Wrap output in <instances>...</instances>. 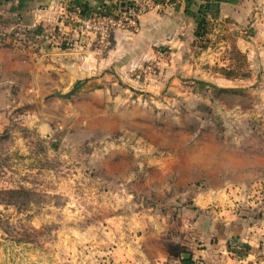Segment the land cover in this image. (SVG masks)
Listing matches in <instances>:
<instances>
[{
    "label": "crops",
    "instance_id": "1",
    "mask_svg": "<svg viewBox=\"0 0 264 264\" xmlns=\"http://www.w3.org/2000/svg\"><path fill=\"white\" fill-rule=\"evenodd\" d=\"M72 6L113 12L115 1L0 0V32L16 23L29 31L56 25L62 10ZM201 9L208 25L233 31V47L256 73L255 93L264 95V0L166 1L141 15L133 31H116L106 51L93 48L92 36L73 49L45 37L34 43L30 38L24 49L9 40L0 44V137L21 119L41 129L44 107L70 104L74 91L109 95L117 74H140V67L150 71L152 65L159 76L174 74L178 58L196 39ZM204 37L215 40L216 28ZM219 81L225 88L234 83L223 76ZM162 87L160 82L157 88ZM74 105L77 115L83 106L103 103ZM26 106L33 109L29 117L19 112ZM55 113L59 118L66 111ZM230 116L261 126L240 145L237 136L236 145L225 138L223 146H188L182 153L178 146L162 154L149 147L147 154L160 156L147 157V166L181 173L182 192L177 188L163 205L155 201L137 213H92L90 220L78 221L76 239L60 242L66 249L60 264H173L180 250L185 264H264V114Z\"/></svg>",
    "mask_w": 264,
    "mask_h": 264
},
{
    "label": "rangeland",
    "instance_id": "2",
    "mask_svg": "<svg viewBox=\"0 0 264 264\" xmlns=\"http://www.w3.org/2000/svg\"><path fill=\"white\" fill-rule=\"evenodd\" d=\"M203 13L174 74L159 76L154 65L151 73L145 66L140 74H117L109 95L74 92L70 104L44 107L41 129L21 119L3 132L0 264H60L66 255L60 242L76 239L78 221L90 220L92 213H137L155 201L163 205L177 188L182 192L181 173L147 166V157L160 156L147 154L149 147L162 154L178 146L182 153L188 146H223L225 138L236 145L237 136L240 145L259 130L260 122L230 116L264 114V95L255 93L252 80L256 73L233 49L227 25L207 24L202 32ZM212 27L218 38L208 41L204 35ZM227 68L234 83L225 88L219 78ZM78 101L103 105L83 106L76 115ZM31 109L19 112L29 117ZM55 111L66 114L58 118Z\"/></svg>",
    "mask_w": 264,
    "mask_h": 264
},
{
    "label": "built area",
    "instance_id": "3",
    "mask_svg": "<svg viewBox=\"0 0 264 264\" xmlns=\"http://www.w3.org/2000/svg\"><path fill=\"white\" fill-rule=\"evenodd\" d=\"M115 10L110 12L104 7L84 9L79 6L66 7L60 13L58 24L47 28L25 30L18 23L10 32H0V44L11 41L16 46L26 48L29 39L47 38L51 44L66 49L77 48L84 37H93L95 50L106 51L111 45L113 35L118 30L133 31L141 15L159 6L154 0H114ZM169 1V0H168ZM60 40L62 44H57ZM173 264H185L176 258Z\"/></svg>",
    "mask_w": 264,
    "mask_h": 264
},
{
    "label": "trees",
    "instance_id": "4",
    "mask_svg": "<svg viewBox=\"0 0 264 264\" xmlns=\"http://www.w3.org/2000/svg\"><path fill=\"white\" fill-rule=\"evenodd\" d=\"M154 1H155V3H158V4L164 2V0H154ZM170 1H172V0H170ZM199 22H200V26L202 28L201 30H202V32H204L203 30L205 29V27L207 25V21L205 19H202ZM233 49L239 53V51L236 50L235 47H233ZM232 74H233V72L232 71H229L228 68L221 70V75L224 76L225 78H230L232 76ZM234 78H236V76H234ZM183 253H184V251L180 250V252L178 253L179 256L177 255V258H180L182 261H184L183 257L181 256V254H183Z\"/></svg>",
    "mask_w": 264,
    "mask_h": 264
},
{
    "label": "water",
    "instance_id": "5",
    "mask_svg": "<svg viewBox=\"0 0 264 264\" xmlns=\"http://www.w3.org/2000/svg\"><path fill=\"white\" fill-rule=\"evenodd\" d=\"M76 88L73 89V91L75 90ZM75 92V91H74ZM73 95V94H72ZM57 96V95H56Z\"/></svg>",
    "mask_w": 264,
    "mask_h": 264
}]
</instances>
